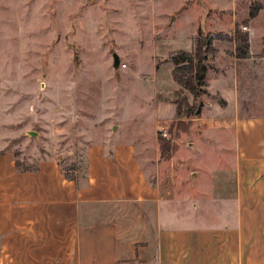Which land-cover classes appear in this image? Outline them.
Instances as JSON below:
<instances>
[{
    "label": "crops",
    "instance_id": "1",
    "mask_svg": "<svg viewBox=\"0 0 264 264\" xmlns=\"http://www.w3.org/2000/svg\"><path fill=\"white\" fill-rule=\"evenodd\" d=\"M221 2L181 0L161 27L176 29L189 13L191 44L222 32ZM232 8L230 30L238 26ZM214 46L206 96L225 105L208 102L211 115L196 117L197 137L210 152H196L191 169L179 164L182 155L163 157L160 147L153 169L134 131L127 141L87 144L86 178L77 181L64 178L58 159L20 172L0 151V264H264V115L240 114L237 86L240 64L251 68L249 88L257 66L248 63L252 45L246 59L236 58L234 45Z\"/></svg>",
    "mask_w": 264,
    "mask_h": 264
},
{
    "label": "rangeland",
    "instance_id": "2",
    "mask_svg": "<svg viewBox=\"0 0 264 264\" xmlns=\"http://www.w3.org/2000/svg\"><path fill=\"white\" fill-rule=\"evenodd\" d=\"M180 1L0 0V151L24 170L58 159L64 169L75 165L81 179L87 144L116 137L127 141L134 131L153 169L160 156L157 138L163 134L170 147L162 156L182 155L179 164L191 169L196 152H210L208 142L197 137L196 117L211 115L205 109L211 107L208 102L225 103L210 95L193 100L185 92L193 114L184 120L174 114L179 86L171 78L169 57L178 50L192 51L196 39L191 44L187 38L189 13L182 14L176 29L161 27ZM221 1L223 31L200 36L213 39V46H225L234 45L229 36L235 29L248 34L253 52L248 63L257 66V75L249 88L250 66L238 67L240 114L262 116L264 0H256L263 12L252 22L253 31L247 19L250 0ZM231 8L238 24L234 30L228 22ZM245 23L247 28L239 26ZM113 55L119 60L116 69ZM222 67L227 74L230 67ZM215 73L213 67L210 74ZM217 84L212 82L209 90ZM156 89L160 92L154 95Z\"/></svg>",
    "mask_w": 264,
    "mask_h": 264
},
{
    "label": "trees",
    "instance_id": "3",
    "mask_svg": "<svg viewBox=\"0 0 264 264\" xmlns=\"http://www.w3.org/2000/svg\"><path fill=\"white\" fill-rule=\"evenodd\" d=\"M248 19H254L261 10V5L256 0H250ZM213 39L202 38L200 35L194 41V49L191 52L178 51L170 55L169 63L173 69L171 71L172 80L180 87L174 93L175 111L181 120L189 119L193 114V110L189 108L185 92L189 93L193 100H199L206 95L205 75L207 72V63L211 62L218 54V50L212 45ZM229 42H232L235 47V56L238 59L248 58L249 37L247 33H242L238 28L235 29L233 36H229ZM161 154L169 151L170 143L164 137L158 138ZM164 144V147L162 145ZM166 146V147H165ZM162 147V148H161ZM16 169L20 172H29L36 169L24 170L19 169L15 163ZM61 166V165H60ZM64 178L68 181H77L76 167L72 165L69 169H64L61 166ZM86 168L81 179H85Z\"/></svg>",
    "mask_w": 264,
    "mask_h": 264
},
{
    "label": "water",
    "instance_id": "4",
    "mask_svg": "<svg viewBox=\"0 0 264 264\" xmlns=\"http://www.w3.org/2000/svg\"><path fill=\"white\" fill-rule=\"evenodd\" d=\"M113 65H114V68L116 69L119 65V60L117 58L116 55H113ZM31 134H35V133H31Z\"/></svg>",
    "mask_w": 264,
    "mask_h": 264
},
{
    "label": "built area",
    "instance_id": "5",
    "mask_svg": "<svg viewBox=\"0 0 264 264\" xmlns=\"http://www.w3.org/2000/svg\"><path fill=\"white\" fill-rule=\"evenodd\" d=\"M243 30H246L245 28H243ZM122 68L124 67L123 65L121 66ZM161 137L166 138L167 136L165 134L161 135Z\"/></svg>",
    "mask_w": 264,
    "mask_h": 264
}]
</instances>
